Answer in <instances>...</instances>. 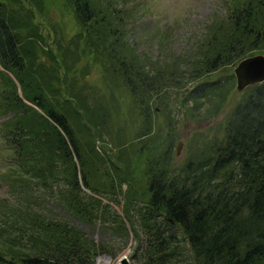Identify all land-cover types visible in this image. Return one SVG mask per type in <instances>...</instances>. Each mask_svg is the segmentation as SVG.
Instances as JSON below:
<instances>
[{
  "label": "trees",
  "instance_id": "trees-1",
  "mask_svg": "<svg viewBox=\"0 0 264 264\" xmlns=\"http://www.w3.org/2000/svg\"><path fill=\"white\" fill-rule=\"evenodd\" d=\"M66 1L79 25L63 33L73 44L63 34L45 39L32 12L24 23L0 0V135L12 149L0 172L10 194L0 198V264L114 259L129 241L125 218L138 240L136 264H264V81L242 89L220 134L196 129L198 152L183 162L177 133L160 136L153 121L173 97L191 119L219 109L233 74L203 76L264 53V0H224L226 11L192 49L165 59L129 40L137 3ZM93 66L98 86L86 77ZM125 97L142 120L138 141L119 122ZM107 137L122 150H102ZM100 192L116 203L124 197L123 213ZM74 219L110 224L124 240L99 242Z\"/></svg>",
  "mask_w": 264,
  "mask_h": 264
},
{
  "label": "rangeland",
  "instance_id": "rangeland-1",
  "mask_svg": "<svg viewBox=\"0 0 264 264\" xmlns=\"http://www.w3.org/2000/svg\"><path fill=\"white\" fill-rule=\"evenodd\" d=\"M12 6L13 12L17 19L25 23L26 12H32L34 23L37 24L39 32L44 34L45 39L56 43V36L62 37L63 33L71 34L79 29L77 19L73 14L71 8L66 4V0H4ZM66 1V2H65ZM130 3L138 4V18L134 23L132 31L129 33V40L133 41L140 51L150 53L152 59L169 58L173 55L186 54L192 46L206 34L208 25L213 20L215 13L219 14L226 11L224 0H129ZM68 3V2H67ZM141 3V4H140ZM20 22V21H19ZM165 29L167 33H165ZM23 33V32H22ZM164 35V36H163ZM72 36V35H70ZM63 39L70 43L75 42V37ZM259 52V51H256ZM86 56H83L80 63L86 62ZM91 63V62H90ZM236 63L223 65L217 71H212L203 78H217L226 74H233L234 86L228 92L225 100L220 105L219 109L212 113L209 117L200 120L191 119L186 114L185 108H178L175 104V97L171 98L170 109L161 108L157 106V110L153 112L154 130L158 131L160 136H165L166 133H177L174 139L175 159L178 162H183L190 154L198 152L197 143L200 140L199 136L194 132L196 129H203L209 135H216L222 132L233 106L239 98L243 95V90L237 88V79L234 72ZM0 70H2L0 68ZM90 73L86 75L87 79L99 85L100 82V68L93 66L89 67ZM4 70L0 71V75ZM13 76L12 72H9ZM189 83L188 85H192ZM97 85V86H98ZM190 86L184 88H172L174 95L184 92ZM124 101L127 105L126 112L119 122H123L127 128L128 137L132 140L138 141L134 138V133L139 130L141 117L137 111L129 107V99L126 97ZM0 115V122L6 120ZM11 115V114H10ZM174 129H170V126ZM134 138V139H133ZM181 142L180 152L177 153L178 144ZM99 146L108 154L120 152L122 148L117 146V142L112 141L107 137L104 141H98ZM125 152V151H124ZM123 152V153H124ZM12 149H7L3 144L0 135V172L5 170L6 166L11 160ZM128 184H123V189L127 190ZM87 191H89L87 189ZM103 201L111 202L119 212L123 213L125 198L123 197L120 203L110 200L111 194L108 192H100ZM10 197L8 193V186L6 182L0 179V198ZM126 224L129 228V241L127 247L116 257L112 258L108 264H120L122 255H126L130 264H136L134 252L138 247V240L132 231V222L125 218ZM74 222L82 227L90 236L95 237L99 242L107 240L114 241L116 246L124 240V237L119 232H113L110 224L103 225L100 220L96 221L94 225H88L80 220L74 219ZM99 257H105L101 254ZM97 258V260L99 259Z\"/></svg>",
  "mask_w": 264,
  "mask_h": 264
},
{
  "label": "water",
  "instance_id": "water-1",
  "mask_svg": "<svg viewBox=\"0 0 264 264\" xmlns=\"http://www.w3.org/2000/svg\"><path fill=\"white\" fill-rule=\"evenodd\" d=\"M234 72L239 90L244 89L250 84L264 81V53L259 52L243 57L234 67ZM180 148L181 142L178 144L177 153L180 152ZM104 258L112 260V256L110 255H105ZM120 260L122 264H130L126 255H122ZM96 264H99L98 260Z\"/></svg>",
  "mask_w": 264,
  "mask_h": 264
},
{
  "label": "bare ground",
  "instance_id": "bare-ground-1",
  "mask_svg": "<svg viewBox=\"0 0 264 264\" xmlns=\"http://www.w3.org/2000/svg\"><path fill=\"white\" fill-rule=\"evenodd\" d=\"M109 262H110V260H108L107 258L100 257V258L98 259V263H99V264H108ZM119 263L122 264L121 260H120Z\"/></svg>",
  "mask_w": 264,
  "mask_h": 264
}]
</instances>
